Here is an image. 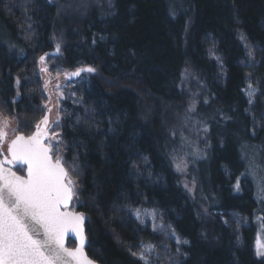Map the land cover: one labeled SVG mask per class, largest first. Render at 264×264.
I'll use <instances>...</instances> for the list:
<instances>
[{
    "label": "trees",
    "instance_id": "trees-1",
    "mask_svg": "<svg viewBox=\"0 0 264 264\" xmlns=\"http://www.w3.org/2000/svg\"><path fill=\"white\" fill-rule=\"evenodd\" d=\"M59 6L0 0V117L29 136L50 101L45 81L61 89L55 132L85 217L87 257L145 264L142 246L152 244L148 264H264L253 246L251 183L241 179L240 194L232 185L245 148L264 159V0ZM88 67L96 71L63 76ZM209 120L225 122L232 140L209 152L212 172L203 171L195 202L185 165L194 155L178 143L194 139L192 149L208 154Z\"/></svg>",
    "mask_w": 264,
    "mask_h": 264
},
{
    "label": "snow or ice",
    "instance_id": "snow-or-ice-1",
    "mask_svg": "<svg viewBox=\"0 0 264 264\" xmlns=\"http://www.w3.org/2000/svg\"><path fill=\"white\" fill-rule=\"evenodd\" d=\"M40 60L43 62L44 57L41 56ZM41 70L47 71L46 68ZM81 71L93 73L96 69H77L70 75L79 76ZM249 87L251 98L255 90ZM249 103H252L251 99ZM48 111L50 113L51 108ZM7 124V120L0 121V145L7 136ZM58 125L59 112L51 122L46 114L31 135H15L7 145V156L0 151L3 156L0 159V264H94L83 252L85 217L67 210L75 195V181L62 158L53 159L56 145L51 141L58 144L59 134L50 133V129ZM12 164L26 165L27 175H17L6 167ZM182 165L181 161L177 168ZM136 216L140 217L139 211ZM70 232L78 241L75 248L65 246V238ZM142 247L140 259L148 264L146 253H150L154 246ZM257 255H264V243L259 241Z\"/></svg>",
    "mask_w": 264,
    "mask_h": 264
},
{
    "label": "rangeland",
    "instance_id": "rangeland-1",
    "mask_svg": "<svg viewBox=\"0 0 264 264\" xmlns=\"http://www.w3.org/2000/svg\"><path fill=\"white\" fill-rule=\"evenodd\" d=\"M51 1H53V3L56 4L59 10H61L62 8L59 5L62 6L69 5L79 8V7H83L84 2H86V0H51ZM177 1L178 0H172L174 4ZM71 71H75V70H69V71L66 70L65 72H63V76L65 78H68V74ZM57 85H59V83ZM249 86H251V89L255 90L254 86L250 82H246L242 89V93L247 99H252L254 95L251 98L248 95V92L250 91ZM45 87L47 88V91L50 94V101L45 106V110L47 111L49 108H51V112L49 113V119L51 122L54 121L57 117V107H58V102L60 100L59 95L61 96L60 94L61 89L54 91L52 86H50L49 88L48 81H45ZM0 121H4V119L0 117ZM204 123L205 124L203 131V141L201 142V145L205 148V151H208V154L206 153L201 154L200 151H194L192 149V144L195 143L194 139H190L184 136L183 138L181 137L182 141L179 140L178 143V145H181L182 143L185 144L186 155H188V153L194 155L188 161L186 158L185 165L187 164L188 173L192 181L191 183L194 186V190L192 191V194L195 202L196 201L198 202V194L200 193L201 196H203L202 194L204 193V191L202 192L201 185L199 184V182L201 183V181H206L205 176L202 175L203 171L205 170L207 172L208 171L212 172V165L214 161L213 158H209V152L213 149H217V148L223 149L229 147L230 141L232 140V137L230 136V134H232L230 132V127L225 122L216 123L215 121L209 120ZM55 128L56 126L51 128L50 133L55 132L56 131ZM6 132H7V136L4 139L3 144L0 145L5 156L7 155L8 143L16 135L14 129V123L12 121H8ZM51 142L56 145V148L54 149L53 153L55 152L57 156H60L63 160L65 154L63 152V146L60 140L58 144L55 141H51ZM243 152H244V157H243L244 171H240L237 174V176L234 178V182L232 185L234 191L237 194H240L242 193L243 190L241 188V184H242L241 179H246L251 183L253 189V198L256 201V208L252 211L250 218L254 226L253 246L257 254L258 241L260 243H264V159L252 147L245 148ZM197 153H200L201 155ZM183 157L184 156H181V153L180 155L177 156L176 159L178 164L181 163ZM228 158L231 162L234 161V158L231 159L230 156ZM233 165L236 166V162H234ZM211 176L215 178V174L214 175L212 174ZM237 184L239 185L238 189H237ZM244 185L247 187L248 186L247 182H244ZM205 193L207 194V192ZM243 221L246 222V220ZM173 238L176 241V238L174 236ZM258 257L264 258V255Z\"/></svg>",
    "mask_w": 264,
    "mask_h": 264
},
{
    "label": "flooded vegetation",
    "instance_id": "flooded-vegetation-1",
    "mask_svg": "<svg viewBox=\"0 0 264 264\" xmlns=\"http://www.w3.org/2000/svg\"><path fill=\"white\" fill-rule=\"evenodd\" d=\"M52 155H53V159H55L57 157V154L55 152L52 153ZM12 167H13V170L16 173H18L19 175H24V173L26 171V167H24L21 164H12ZM74 191H75V189H74ZM67 210L68 211H71V212L79 213V211L77 210V204H76V193L73 196V199L69 202V205H68V209ZM76 245L77 244H76L75 236H67L66 237V240H65V246L66 247H68V248H75Z\"/></svg>",
    "mask_w": 264,
    "mask_h": 264
},
{
    "label": "water",
    "instance_id": "water-1",
    "mask_svg": "<svg viewBox=\"0 0 264 264\" xmlns=\"http://www.w3.org/2000/svg\"><path fill=\"white\" fill-rule=\"evenodd\" d=\"M76 71V70H75ZM75 71H71V72H69V74H68V80H72V79H74V78H76V77H78V76H72V75H70L71 73H73V72H75ZM82 73V71L80 72V74ZM49 115V113H48V111H46L45 113H44V115H43V117L45 116V115ZM42 117V118H43ZM35 131V130H34ZM33 131V132H34ZM18 135V134H17ZM15 138V136L12 138V139H14ZM11 139V140H12ZM11 140H10V142H11ZM9 142V143H10ZM10 158V157H9ZM0 159H2V158H0ZM21 165H23L24 167H26V171H25V173H24V175H20V176H26L27 175V166L26 165H24V164H21ZM6 167H9V168H11V170L12 171H14L13 170V167H12V165H6ZM15 172V171H14ZM17 175H19L18 173H16ZM82 214V213H81ZM85 222V221H84ZM67 236H75L73 233H69ZM66 236V237H67ZM75 239H76V237H75ZM65 240H66V238H65ZM76 244H78V241L76 240ZM85 246V245H84ZM83 252H84V249H83ZM84 255L87 257V255L85 254V252H84ZM88 258V257H87ZM89 259V258H88ZM94 264H96V263H94Z\"/></svg>",
    "mask_w": 264,
    "mask_h": 264
}]
</instances>
